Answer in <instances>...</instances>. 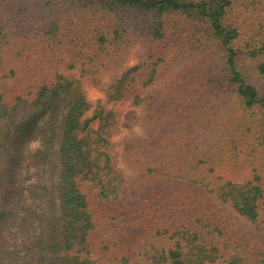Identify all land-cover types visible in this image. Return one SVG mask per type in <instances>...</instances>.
<instances>
[{
    "label": "trees",
    "instance_id": "1",
    "mask_svg": "<svg viewBox=\"0 0 264 264\" xmlns=\"http://www.w3.org/2000/svg\"><path fill=\"white\" fill-rule=\"evenodd\" d=\"M0 264H264V0H0Z\"/></svg>",
    "mask_w": 264,
    "mask_h": 264
},
{
    "label": "rangeland",
    "instance_id": "2",
    "mask_svg": "<svg viewBox=\"0 0 264 264\" xmlns=\"http://www.w3.org/2000/svg\"><path fill=\"white\" fill-rule=\"evenodd\" d=\"M259 2V0H257ZM11 1H8V4ZM26 1H21V2H16L15 4H12L11 7H7L8 10H16L20 13H18L20 15V20L18 23V28H20V32L17 31L15 34L17 36H29L30 35V30H34L35 26L34 24L29 21V19L27 18V12L26 10L29 8V5L25 3ZM7 5V4H6ZM25 5H28V7H24ZM259 7V5H258ZM26 9V10H25ZM247 11L244 10L243 8H240L239 11L235 12V16H237V21L240 22V26L242 28V36L245 37L246 39L248 38V36L250 34H252L251 28H250V23L254 21L253 18H251V16L246 13ZM17 14V16H19ZM256 21V20H255ZM16 26V25H15ZM189 32V30H187L185 32V34H183V37H181V45H185V47L183 49H181L179 52H214V44L211 42V40H209V38L204 37L203 34H199V32L197 34H195L197 37V41H194L192 39V47L190 46V41L188 39H186V35ZM192 35L194 36V27H192ZM199 34V35H198ZM194 38V37H192ZM27 42V41H26ZM141 47V46H140ZM140 47L136 46L135 48L132 49V54L130 55L127 64L131 65L134 62L137 61L136 56H135V52H137L138 50H140ZM182 47V46H181ZM34 50V48H32V51ZM187 68H184L183 65H181L179 62H177L175 64V66L172 67L173 70H175V72L182 74L180 77V79H178V77L175 78L174 83L172 85L171 90L166 93L165 95H167L168 99L170 100H177L176 101V106L182 105L183 106V101L188 98L190 99V91H188V87L192 86V74L188 73ZM67 75L73 78L79 77V72L77 69L71 70L69 72H67ZM178 79V80H177ZM83 80V86L85 89V92L87 94V97L92 101V102H96L97 100L101 99L103 97V93H102V85L105 82V76L103 78H86V79H82ZM193 88V87H192ZM132 97L130 95H128L126 98H124L123 100H121L118 103L115 104H108L106 106V109L112 110L113 112L116 113V116L121 120L124 115H126L129 110L132 107ZM170 103H168L169 106ZM160 112H162L163 110L167 109L166 107H160ZM138 128H134V131H137ZM127 133V130L125 129H118L117 133L114 134L113 136V140H114V152L113 155L117 161V164L119 167H123L122 165V160L119 156L120 154V142L123 139L124 135ZM203 144H205V147H209V145H206V142H202ZM39 141H33L29 144L30 149H35L38 148L39 146ZM126 172H129L128 168H123ZM219 173L223 174L226 177L231 178L234 181H244L247 178H249V171H233L232 168L225 166L223 168H219Z\"/></svg>",
    "mask_w": 264,
    "mask_h": 264
}]
</instances>
